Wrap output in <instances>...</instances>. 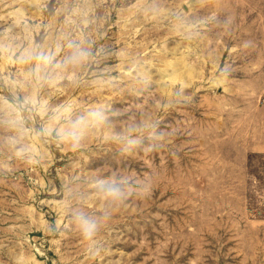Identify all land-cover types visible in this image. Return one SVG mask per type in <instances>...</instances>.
Instances as JSON below:
<instances>
[{
	"label": "rangeland",
	"instance_id": "374dc122",
	"mask_svg": "<svg viewBox=\"0 0 264 264\" xmlns=\"http://www.w3.org/2000/svg\"><path fill=\"white\" fill-rule=\"evenodd\" d=\"M0 264H264V0H0Z\"/></svg>",
	"mask_w": 264,
	"mask_h": 264
}]
</instances>
